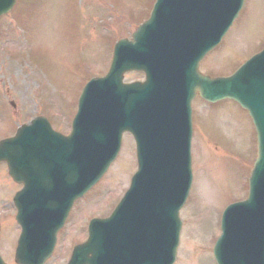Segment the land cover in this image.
I'll return each mask as SVG.
<instances>
[{
	"label": "water",
	"instance_id": "obj_1",
	"mask_svg": "<svg viewBox=\"0 0 264 264\" xmlns=\"http://www.w3.org/2000/svg\"><path fill=\"white\" fill-rule=\"evenodd\" d=\"M15 3L0 0V17ZM243 4L158 0L133 41L117 44L109 74L85 87L71 136L39 118L0 142V163L24 184L14 198L23 230L18 264H45L52 256L75 201L108 171L126 132L136 141L138 173L112 216L92 221L89 241L75 249L70 264H174L179 212L193 180L191 104L197 95L235 100L254 120L259 152L250 196L225 212L214 252L218 264H264V51L231 77L200 72ZM130 71H144L146 82L124 84Z\"/></svg>",
	"mask_w": 264,
	"mask_h": 264
},
{
	"label": "rangeland",
	"instance_id": "obj_2",
	"mask_svg": "<svg viewBox=\"0 0 264 264\" xmlns=\"http://www.w3.org/2000/svg\"><path fill=\"white\" fill-rule=\"evenodd\" d=\"M155 1L19 0L0 19V141L39 116L70 134L83 88L93 77L108 73L115 44L131 39ZM263 47L264 0H247L201 71L213 77L230 75ZM143 80L144 74L126 75V83ZM193 107L194 182L181 212L175 264H217L213 247L221 234L222 213L248 196L257 136L247 112L234 102L210 105L198 97ZM123 148L116 164L76 205L48 264H67L73 247L87 238L90 220L109 216L129 188L137 170L131 135H125ZM20 189L7 165L0 164V253L7 264H16L21 230L13 197Z\"/></svg>",
	"mask_w": 264,
	"mask_h": 264
}]
</instances>
